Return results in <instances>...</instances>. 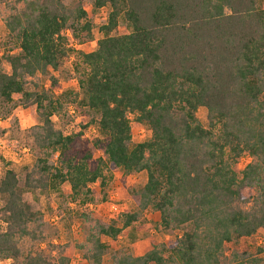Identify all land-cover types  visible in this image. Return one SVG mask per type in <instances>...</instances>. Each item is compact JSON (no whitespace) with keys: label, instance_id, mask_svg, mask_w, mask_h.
<instances>
[{"label":"trees","instance_id":"obj_1","mask_svg":"<svg viewBox=\"0 0 264 264\" xmlns=\"http://www.w3.org/2000/svg\"><path fill=\"white\" fill-rule=\"evenodd\" d=\"M90 2L108 15L96 48L77 52L75 63L76 107L89 120L64 133L51 120L62 108L51 73L71 51L67 32L90 41L86 3L0 0L16 48L0 53V102L16 101L39 120L25 132L35 161L23 181L9 168L0 172V261L70 264L25 193L67 184L72 201H104L103 187L119 171L134 208L112 223L80 215L87 264H103V238L113 243L123 229L141 226L146 211L158 214L162 231L181 234L142 255L114 254L112 264H264V248L252 252L242 241L264 230L262 1ZM119 19L129 32L113 36ZM201 107L206 127L196 116ZM131 121L149 138L134 144ZM89 125L97 137H86ZM243 156L250 160L237 169ZM143 172L144 184L126 183ZM98 181L99 189L90 186Z\"/></svg>","mask_w":264,"mask_h":264},{"label":"rangeland","instance_id":"obj_2","mask_svg":"<svg viewBox=\"0 0 264 264\" xmlns=\"http://www.w3.org/2000/svg\"><path fill=\"white\" fill-rule=\"evenodd\" d=\"M66 3L71 0H64ZM86 3V11L91 21V38L90 41H80L74 39L67 32L66 45L71 48L67 59L59 66L58 71L51 74L57 80V88L55 94L60 97L61 110L55 113L51 120L57 130L64 133L79 130V124L87 123L89 116L85 115L81 109L76 107L77 99L75 94L79 93L78 78L79 73L75 70L77 63V52L92 51L96 48V42L102 37L100 27L106 24L108 9H93L90 0H82ZM262 6L264 7V0ZM3 9L0 6V12ZM129 32V27L119 19L116 28L111 35L117 36ZM14 53L15 45L8 36V32L0 18V53ZM2 70L10 73L9 65L6 61L2 62ZM45 86L49 82H44ZM76 102L72 103L74 100ZM196 116L200 123L206 127V110L198 108ZM81 123V124H82ZM39 120L34 116L29 108L18 106L14 101L10 104L0 102V172L5 167L14 171V173L23 181L25 173L32 167L35 158L33 151L30 149L29 140L25 136L28 128L38 125ZM132 141L134 144L143 142L150 136V132L142 127L137 126L131 121ZM87 138L98 136L94 125H89L83 130ZM101 155V152H97ZM249 157L243 156L237 164V169H242L248 162ZM146 180L145 173L130 175L127 177L126 183L132 185L144 184ZM92 188L99 189V181L90 185ZM103 191L106 193L104 201H97L91 204H83L80 201H72L70 199V189L67 184L60 186L56 190H50L43 194L38 191H27L25 193L26 200L32 205V209L39 211L43 216V221L47 224L49 233H54V243H58L65 247V254L70 260V264H87L83 259V252L79 245L84 242L85 236L82 230L80 220L81 214H86L92 219L102 220L103 222H118L119 215L126 210L134 208L132 199L124 195L122 189L121 173L114 172L112 177L107 180ZM159 216L157 213L146 211L143 214L141 226L133 224L123 229L118 239L111 243L108 238H103V242L107 244V253L103 256V264H112L111 257L114 254H131L134 256L142 255L151 245L152 242L163 243L179 236L180 232L173 234L166 233L158 228L157 222ZM117 226H120L117 223ZM244 241L246 245L255 248H264V230H258L253 236ZM262 257V255H257ZM8 261H0V264H9Z\"/></svg>","mask_w":264,"mask_h":264}]
</instances>
